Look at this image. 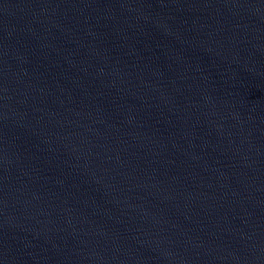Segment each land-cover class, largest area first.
Masks as SVG:
<instances>
[{"label": "water", "instance_id": "95a60500", "mask_svg": "<svg viewBox=\"0 0 264 264\" xmlns=\"http://www.w3.org/2000/svg\"><path fill=\"white\" fill-rule=\"evenodd\" d=\"M0 264H264V0H0Z\"/></svg>", "mask_w": 264, "mask_h": 264}]
</instances>
